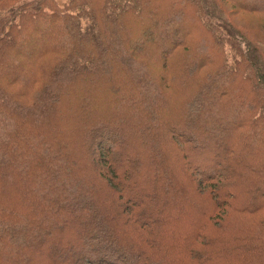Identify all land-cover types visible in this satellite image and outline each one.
Masks as SVG:
<instances>
[{"label": "trees", "instance_id": "16d2710c", "mask_svg": "<svg viewBox=\"0 0 264 264\" xmlns=\"http://www.w3.org/2000/svg\"><path fill=\"white\" fill-rule=\"evenodd\" d=\"M0 264H264V0H0Z\"/></svg>", "mask_w": 264, "mask_h": 264}, {"label": "rangeland", "instance_id": "374dc122", "mask_svg": "<svg viewBox=\"0 0 264 264\" xmlns=\"http://www.w3.org/2000/svg\"><path fill=\"white\" fill-rule=\"evenodd\" d=\"M250 21H253L252 19ZM255 22V21H254ZM256 24V23H255Z\"/></svg>", "mask_w": 264, "mask_h": 264}]
</instances>
